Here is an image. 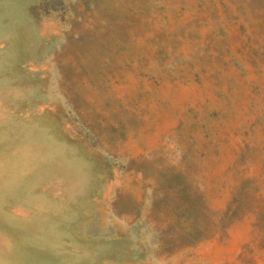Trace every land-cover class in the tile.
Returning a JSON list of instances; mask_svg holds the SVG:
<instances>
[{
	"label": "rangeland",
	"instance_id": "374dc122",
	"mask_svg": "<svg viewBox=\"0 0 264 264\" xmlns=\"http://www.w3.org/2000/svg\"><path fill=\"white\" fill-rule=\"evenodd\" d=\"M0 264H264V0H0Z\"/></svg>",
	"mask_w": 264,
	"mask_h": 264
}]
</instances>
